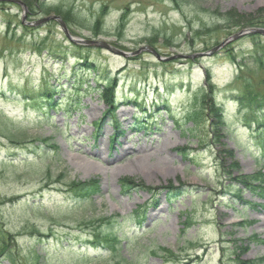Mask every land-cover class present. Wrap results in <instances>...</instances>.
<instances>
[{
	"label": "rangeland",
	"instance_id": "1",
	"mask_svg": "<svg viewBox=\"0 0 264 264\" xmlns=\"http://www.w3.org/2000/svg\"><path fill=\"white\" fill-rule=\"evenodd\" d=\"M21 1L25 10L0 2V242L18 264H264L263 132L259 113L229 97L250 83L264 93V63H247L264 36L167 59L264 28V0ZM50 15L73 39L127 53L148 45L162 59L69 41L55 20L33 24ZM240 18L256 23L236 27ZM77 54L115 78L112 109V89L98 92ZM42 80L60 108L42 113L22 95ZM90 179L89 199L67 189ZM98 232L117 248L86 244ZM160 248L176 259L152 254Z\"/></svg>",
	"mask_w": 264,
	"mask_h": 264
},
{
	"label": "trees",
	"instance_id": "2",
	"mask_svg": "<svg viewBox=\"0 0 264 264\" xmlns=\"http://www.w3.org/2000/svg\"><path fill=\"white\" fill-rule=\"evenodd\" d=\"M26 1V3L32 4L31 0H24ZM230 18V16L228 17ZM235 21V20H234ZM236 22V21H235ZM237 23V22H236ZM256 22H251V20L248 19H244V18H240L239 19V24L237 23L236 27H245V26H250L251 24H255ZM262 47L264 48V44L260 47V49H262ZM80 52H78L79 54ZM77 54V56H78ZM263 54H264V49L262 52L258 53V51L254 52V55L251 59H249L247 61L248 64H252L256 63V64H260L263 65L264 63V59H263ZM84 59L85 62V67H86V71H91L94 72V76H96L98 79L95 80V82L97 83V88H98V92L100 91H104L105 89H112V94H113V98L111 97L110 103L111 106L109 107V109H112L114 106V92H113V88L115 86V78H113L111 76V74L109 73V71H107L106 69H102L98 66H96L93 62L87 61L85 60V56H83V54L81 56L76 57V62H78L79 60ZM82 67V66H80ZM74 73V72H73ZM81 84L79 81L73 80L72 85H71V89L72 88H79L81 87ZM248 87H246L243 90H237V91H232L229 94V97L234 99V101H236V103H238V106L240 108H242L243 112H257L258 114V119L254 118L257 122V125H259L262 128V132L263 134H261L260 136V146L262 147V149L264 150V93H261L258 91V88L256 86H253L252 83L247 85ZM57 87H55L54 85H48L47 80H42L40 82V86L38 89L33 90L30 89L29 92L26 89L25 91H21L22 95L26 97V99H29V101L31 100V103L33 104V106L35 108H40L39 110L42 113H46V111L48 110H56L58 108H60L62 105L61 103H57V107L55 105V97L57 96ZM26 91L28 92V94H25ZM2 95H4V93L2 92ZM210 98H212V101L214 102V111L216 113V108L219 107V105L215 102V98L213 96H211ZM28 101V100H26ZM64 101V100H63ZM65 102L67 103L66 105H73V100L71 99H65ZM29 103V102H27ZM60 106V107H59ZM221 108V107H220ZM108 109V110H109ZM204 111L206 112V109L203 106ZM220 110V109H219ZM70 111V109H69ZM110 111V110H109ZM223 111V110H222ZM67 112V110H66ZM212 112V111H211ZM218 113L220 114V112L218 111ZM109 114V113H108ZM214 114V113H213ZM43 115V114H42ZM217 115V114H216ZM221 119V126H223V113L220 115ZM219 116V117H220ZM187 119H192L195 122H198L200 120V113L199 112H191L190 115H187ZM254 121V120H253ZM223 128V127H221ZM223 130V129H222ZM16 142V141H15ZM264 152V151H263ZM67 189L70 190L73 195L77 198V197H82V198H91L92 196L98 194V190L97 189V183L96 181L93 180H87V181H72L68 184ZM178 193L177 191H173L171 195H174ZM111 218H100L99 221H97L98 223H103L106 224L108 226L111 225ZM95 220L91 221V227H94L95 224L97 223ZM100 225V224H98ZM94 229V228H93ZM95 240L93 241H88L86 240V244L88 245H93V247H101L102 245L105 247H108L111 251L115 250L117 248V245L120 243V239H118V237L112 233L109 232H98V234H95L94 236ZM1 240V238H0ZM0 244H5L3 241L0 242ZM7 245L5 244V246H1L2 250H0V254H2V257H6L12 264H18V262L12 257L11 252L9 251V249L6 247ZM161 253H157L155 250L152 252L153 255H159L163 260H175L176 259V254L175 252H173L172 250L168 249V248H160ZM39 257H36V260Z\"/></svg>",
	"mask_w": 264,
	"mask_h": 264
},
{
	"label": "water",
	"instance_id": "3",
	"mask_svg": "<svg viewBox=\"0 0 264 264\" xmlns=\"http://www.w3.org/2000/svg\"><path fill=\"white\" fill-rule=\"evenodd\" d=\"M8 2V3H13V4H17L19 6H21V8H23L25 10V5L24 3L21 1V0H0V2ZM25 16L23 15L22 17V20H24ZM48 20H55L57 21V23H59L60 27H61V30L64 32L66 38L69 40V41H73L75 43H82L86 46H89V47H97L99 49H103V50H106L112 54H116V55H119L121 57H126V56H129V55H135V54H138L140 52H145V51H148L150 52L154 58H157L158 60L162 59L159 57L157 51L154 50V48L148 46V45H145V46H142V47H139L137 50H135L134 52L132 53H127V52H123L119 49H116L115 47H112L110 44H108L106 41H97V40H83V39H73L71 37H69L68 33H67V30L65 29V24L62 20H60L59 17L57 16H54V15H50V16H47L46 18H41V19H38L37 22H34L33 24L37 25V24H42L44 22H47ZM251 35V34H259V35H264V28H251V29H244V30H240V32H238L237 34H233L231 35L230 37L224 39L223 41H221L217 46L209 49V51L207 52H201L199 54H194V55H188V56H185V55H177V56H171V57H168L167 59H174V58H177V57H183V58H188V57H199V56H209L211 55L212 53L218 51L220 48L224 47L225 45H227L228 43H230V41L232 40H237V39H240L242 36H245V35Z\"/></svg>",
	"mask_w": 264,
	"mask_h": 264
},
{
	"label": "bare ground",
	"instance_id": "4",
	"mask_svg": "<svg viewBox=\"0 0 264 264\" xmlns=\"http://www.w3.org/2000/svg\"><path fill=\"white\" fill-rule=\"evenodd\" d=\"M122 152H125L123 149L121 150ZM142 156H141V158H143V159H148V158H150V156H151V153L149 154V153H142L141 154Z\"/></svg>",
	"mask_w": 264,
	"mask_h": 264
}]
</instances>
